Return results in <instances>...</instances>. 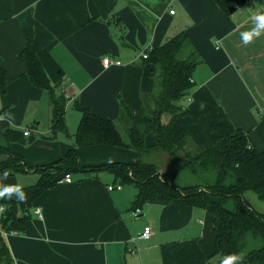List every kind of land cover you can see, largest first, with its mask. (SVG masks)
<instances>
[{"label":"crops","instance_id":"crops-1","mask_svg":"<svg viewBox=\"0 0 264 264\" xmlns=\"http://www.w3.org/2000/svg\"><path fill=\"white\" fill-rule=\"evenodd\" d=\"M241 1L226 14L215 0H0V66L6 74L0 118L22 131L29 128L27 135L33 136L30 142H12L11 150L29 166L60 158L74 143L80 115L69 108L75 102L109 119L116 118L120 102L135 112L139 92L153 88L154 65L144 61L142 51L180 31L200 58L179 113L183 124L213 151L210 123L219 121L223 112L262 147L254 128L259 116L264 117V29L247 44L240 34L254 27L251 17L263 14L264 0ZM27 40L66 98V132L58 131L54 137H49L48 96L29 81L18 58ZM105 56L121 63L105 65ZM152 136L146 134V145L154 142ZM4 158L0 153V162ZM135 158L129 148L78 147V161L85 166ZM69 173L71 182L57 183L34 198L23 231L3 232L13 264L216 261L213 216L206 210L178 198L147 201L135 212L133 183L126 186L105 169ZM36 178L33 170L0 176V188L27 186ZM117 183L120 189H108ZM11 197H0V216ZM248 198L262 204L254 195ZM144 226L151 231L147 238L139 236Z\"/></svg>","mask_w":264,"mask_h":264},{"label":"trees","instance_id":"trees-1","mask_svg":"<svg viewBox=\"0 0 264 264\" xmlns=\"http://www.w3.org/2000/svg\"><path fill=\"white\" fill-rule=\"evenodd\" d=\"M215 2L229 14L234 4L242 1ZM18 58L24 64L29 81L48 96L51 105L49 137H54L58 131L66 132L64 92L58 91V84L50 81L31 40H27ZM199 60L184 31L161 44H153L144 58L154 65L153 88L150 92H139L138 109L132 112L127 104L120 102L116 118L109 119L75 102L80 117L73 134V146L60 158L46 164L29 166L21 154L11 150L12 142H30L33 136L24 135L21 129L0 118V153L5 157L0 162V176L26 170H33L37 175L33 184L18 187L24 194L23 200L13 193L4 204L0 216V264H13L3 232L24 230L32 202L42 190L57 184L68 172L101 169L109 170L124 184L136 186L131 205L134 211L147 201L169 202L179 198L186 205L211 214L215 232L214 264L226 262L231 256L240 257L232 264H264V212L257 211L247 198L251 194L264 200V117L259 116L254 128L262 147L256 146L248 132L235 126L223 112L219 121L210 123L208 138L213 151L200 144L179 118ZM5 84L6 74L0 66V90ZM148 133H152L154 142L146 145L144 138ZM96 144L133 149L136 158L131 162L80 164L78 147ZM153 150L166 154L168 172L160 171V167L143 158Z\"/></svg>","mask_w":264,"mask_h":264},{"label":"clouds","instance_id":"clouds-1","mask_svg":"<svg viewBox=\"0 0 264 264\" xmlns=\"http://www.w3.org/2000/svg\"><path fill=\"white\" fill-rule=\"evenodd\" d=\"M255 22L254 27L248 31L241 32L240 37L243 43H250L253 37H258L261 34V30L264 29V14H257L251 17ZM12 193L18 194V198L23 200L24 194L18 187H4L0 188V197L5 195L11 197ZM239 256H231L226 261V264H232V261L239 260Z\"/></svg>","mask_w":264,"mask_h":264},{"label":"rangeland","instance_id":"rangeland-1","mask_svg":"<svg viewBox=\"0 0 264 264\" xmlns=\"http://www.w3.org/2000/svg\"><path fill=\"white\" fill-rule=\"evenodd\" d=\"M70 111H75L74 113L77 115L79 113V111L74 108L73 106H70L69 108ZM50 117V116H48ZM43 123V121L41 122ZM72 124V123H71ZM118 127L119 129L121 130V133L126 136V134L124 133L123 131V127L118 123ZM152 134V133H150ZM153 138V141H154V137L152 136ZM214 153V152H213ZM143 158L149 162H153L154 164H156L158 167H160V171H163V172H168L167 169H169V162H168V158L166 156V154L164 152H161V151H151V153L149 154H146L143 156ZM75 176H78V173H75ZM182 182H185V181H182ZM126 186L128 185H133V184H128L126 183L125 184ZM247 197V196H246ZM248 198V197H247ZM259 201L258 203H262L261 205H258L256 202L252 203L254 208L257 210V211H260V208H262V206L264 205V200H258Z\"/></svg>","mask_w":264,"mask_h":264},{"label":"built area","instance_id":"built-area-1","mask_svg":"<svg viewBox=\"0 0 264 264\" xmlns=\"http://www.w3.org/2000/svg\"><path fill=\"white\" fill-rule=\"evenodd\" d=\"M173 11H174L173 9L169 10L170 13H173ZM149 49L150 48L148 47V48H146L145 50L142 51L141 56L143 58L147 57V51ZM102 61H103V63L105 65L108 64V63H115V64H120L121 63V61L119 59H113L112 60L109 56H105ZM28 133H29V128H26V129L23 130V134L24 135H27ZM71 181H72V175H71V173L68 172V173H66L63 177H61L58 180V183L71 182ZM113 187H116V188L120 189L122 186H121V184L117 183L115 186L109 185L108 189H112ZM138 211H139V209L135 210V212H138ZM35 212H36V214H38V216H41L39 208H36ZM150 233H151V231H150L149 226H144L143 230H142V232L140 233L139 236L147 238L150 235Z\"/></svg>","mask_w":264,"mask_h":264}]
</instances>
